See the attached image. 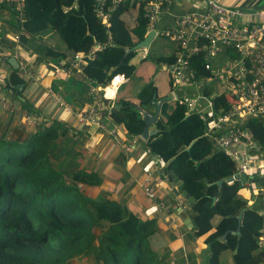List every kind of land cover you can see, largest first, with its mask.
Instances as JSON below:
<instances>
[{
	"label": "trees",
	"instance_id": "1",
	"mask_svg": "<svg viewBox=\"0 0 264 264\" xmlns=\"http://www.w3.org/2000/svg\"><path fill=\"white\" fill-rule=\"evenodd\" d=\"M135 3L127 0L112 9L111 25L106 28L97 16L96 0H26L23 24L29 36L22 35V43L32 44L40 59L56 63L70 64L78 52L92 54L81 76L67 81L82 95L89 93L91 101L93 84L105 86L116 73L129 79L136 72L132 59L137 50L126 49L146 37L148 21L142 5L131 27L121 18ZM162 35L175 48L155 55L152 45L145 59L158 66L174 63L181 54L180 45ZM0 43L14 54V43L3 33ZM100 46L104 47L97 49ZM204 52L189 56L196 78L210 75ZM245 61L249 79L253 63L249 58ZM25 82L19 68L14 69L5 79V88L18 91ZM155 99L158 86L150 79L131 98L117 95L108 114L123 123L128 134L139 135L145 120L133 103L154 111ZM236 100L234 94L219 95L214 113L204 117L184 101H165L156 123L159 132L147 141L151 153L166 161L163 176L178 182L186 196L194 223L192 235L214 229L205 239L207 264H260L264 259L259 248L264 217L239 194V181H229L237 173L236 162L209 134L210 121ZM21 103L35 119L33 127L8 126L0 132V264H73L76 258L92 264H170V247L161 244L155 219L144 220L126 202L111 199L105 192L97 197L87 194L89 186L102 181L98 172L86 171L78 158L87 132L41 117V111L26 99ZM245 128L264 150V119L253 116ZM238 226L240 233H233ZM226 251L232 253V263L223 261Z\"/></svg>",
	"mask_w": 264,
	"mask_h": 264
},
{
	"label": "crops",
	"instance_id": "2",
	"mask_svg": "<svg viewBox=\"0 0 264 264\" xmlns=\"http://www.w3.org/2000/svg\"><path fill=\"white\" fill-rule=\"evenodd\" d=\"M219 1L227 6L243 8L248 12L264 7V0ZM139 8L140 5L135 3L124 12L121 18L125 25L131 27L134 24ZM202 9V3L197 0H168L166 9L155 25L156 36L148 48L137 50V54L132 59L137 66L136 72L132 78L120 85L115 97L121 95L131 98L138 93L146 81L154 79L158 86V99L172 93V100L186 102L191 110L198 111L201 116L214 113L215 98L224 93L232 94L229 90L230 84L245 81L249 76L246 61L237 50L218 42L219 50L209 58L210 75L196 78L192 74H186L185 80L177 86L172 85L167 70L168 64L158 66L155 62L145 59L152 45L156 46L160 37H163L162 30L176 15ZM254 19L255 16L250 14V20ZM18 30L15 12L7 6H0V33L5 34V37L14 43L13 55H10L11 51L0 43V85H2L0 132L6 130L8 126L33 127L35 119L22 109L21 102L24 99L41 111V117L58 119L71 124L80 133L87 132L85 134L87 140L80 146L78 158L86 171H96L102 178L99 186L88 187L87 194L97 197L105 192L111 199L126 202L129 208L144 220L155 219L162 236L161 244L170 247V264H207L208 251L205 239L214 229L201 236L192 235L191 229L194 224L190 227L186 223V218L192 220L186 196L180 190L178 182H170L163 176L166 161L151 153L147 146L148 140L143 139L141 134H128L124 124L118 123L108 114L106 123L117 131L120 138L115 140L95 126L80 124L72 112L55 104L49 96V90H52L71 100L75 108L90 105L93 99L89 100L90 96L87 97L89 93L87 96L82 95L74 86L68 85L67 81L71 76H81L83 66L88 63L87 58L91 55H85L83 61L79 63L73 58L70 64L63 62L65 60L56 63L48 59H40L39 53L31 46L32 44L24 45L21 39L19 45L15 46L12 35ZM25 36L29 34L25 33ZM54 42L53 39L52 44H56ZM174 48L175 43L167 40L161 47L155 48L153 54H167ZM12 56L18 60L19 72L26 80L22 83L23 86L21 84L18 86V91L5 88V79L14 70L9 60ZM93 85L103 88L106 96L112 98L113 93L105 86ZM115 106L117 107L116 104ZM156 110L157 107L154 111L148 112H156ZM161 115L162 108L160 117ZM251 117L253 116L235 114L224 123V128L246 127ZM155 128H157L156 124L151 127V129ZM242 177L246 183L240 186L239 194L264 217V174L251 171L243 174ZM147 180L153 185L160 205L145 193L142 184ZM223 257L224 262H233L231 252L226 251Z\"/></svg>",
	"mask_w": 264,
	"mask_h": 264
},
{
	"label": "built area",
	"instance_id": "3",
	"mask_svg": "<svg viewBox=\"0 0 264 264\" xmlns=\"http://www.w3.org/2000/svg\"><path fill=\"white\" fill-rule=\"evenodd\" d=\"M125 1L127 0H96L97 16L106 28L111 25V10ZM131 1L142 5L144 16L148 21V30L156 29L155 25L166 9L168 0ZM197 1L202 3V10L176 15L162 30V34L177 42L181 48V54L174 63L167 65V70L173 86H177L185 80L186 74H192L189 68V56L202 49L205 51V67L209 69V58L219 50L218 42L237 50L243 59L252 60L251 77L230 84L229 90L236 95L237 100L228 111L212 119L209 126V134L214 137L216 146L222 148L236 162L238 177L234 175L229 181L237 180L240 186H243L246 183L243 174L251 171L264 174V150L245 127L225 129L224 123L235 114L258 116L264 119V7L248 12L240 7L227 6L219 0ZM0 6H7L15 12L19 30L12 35V40L17 47L22 35L26 33L23 24L26 20V0H0ZM250 14L255 16L254 20H250ZM85 55L92 54L78 52L74 56L75 62L83 61ZM127 80L123 73L113 75L105 85V88L113 93L112 98L106 96L103 88L92 85V103L82 108H75L64 96L52 90H49V96L55 104L72 112L80 124L95 126L115 140H120L117 131L109 126L105 119L115 93ZM0 98H2V85H0ZM142 186L148 197L160 205L151 182L147 180ZM259 248L264 254V225L259 238ZM260 264H264V259Z\"/></svg>",
	"mask_w": 264,
	"mask_h": 264
},
{
	"label": "water",
	"instance_id": "4",
	"mask_svg": "<svg viewBox=\"0 0 264 264\" xmlns=\"http://www.w3.org/2000/svg\"><path fill=\"white\" fill-rule=\"evenodd\" d=\"M157 34V30L156 29H152L150 30L146 37L141 40L140 42H138L137 44H135L133 47L131 48H127L126 49V52H130L132 50H138V49H142V48H148L154 37L156 36ZM10 62L11 64L13 65L14 69H18L19 68V62L18 60L16 59V57L12 56L10 59ZM21 86H23V84H21ZM173 98V94L170 93L164 97H161L159 99H155L154 100V104L156 105L157 107V110L156 112H148V111H145V110H142L139 105L137 103H133L135 106H137L140 111L142 112L143 116H144V120H145V127L141 133V137L145 140H148L151 136L155 135L156 133L159 132V129L158 128H155V129H151V127L153 125H155L157 123V121L159 120V117H160V113H161V108H162V104L164 101H170L172 100ZM188 115V114H187ZM186 115V116H187ZM235 177H238V174L235 175ZM234 177H231L229 180H232ZM223 182V180H220L219 183L221 184ZM242 217H243V212H241L238 216L239 220L241 221L242 220ZM186 223L192 227L193 226V221L191 220V218H186ZM240 230H241V227L238 226L237 230L236 231H233V233H240ZM228 232H226L225 234H223L221 236V238H225L227 236Z\"/></svg>",
	"mask_w": 264,
	"mask_h": 264
},
{
	"label": "rangeland",
	"instance_id": "5",
	"mask_svg": "<svg viewBox=\"0 0 264 264\" xmlns=\"http://www.w3.org/2000/svg\"><path fill=\"white\" fill-rule=\"evenodd\" d=\"M165 41L167 42V39L166 38H164V37H160V40H158V43H156V46L155 45H153V47L152 48H154V46H155V48H157V47H161V45H163V43H165ZM73 264H92V261L91 260H89V259H83V258H76V259H74L73 260Z\"/></svg>",
	"mask_w": 264,
	"mask_h": 264
}]
</instances>
